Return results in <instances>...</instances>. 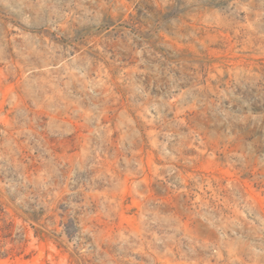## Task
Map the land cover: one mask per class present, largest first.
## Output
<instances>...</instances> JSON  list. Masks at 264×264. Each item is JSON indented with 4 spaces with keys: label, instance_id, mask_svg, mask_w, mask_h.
<instances>
[{
    "label": "rangeland",
    "instance_id": "obj_1",
    "mask_svg": "<svg viewBox=\"0 0 264 264\" xmlns=\"http://www.w3.org/2000/svg\"><path fill=\"white\" fill-rule=\"evenodd\" d=\"M0 264H264V0H0Z\"/></svg>",
    "mask_w": 264,
    "mask_h": 264
}]
</instances>
